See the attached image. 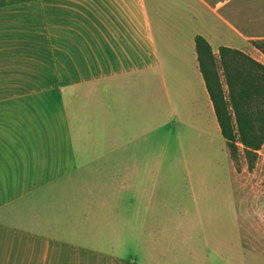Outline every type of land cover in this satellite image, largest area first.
Wrapping results in <instances>:
<instances>
[{"label":"crops","instance_id":"obj_1","mask_svg":"<svg viewBox=\"0 0 264 264\" xmlns=\"http://www.w3.org/2000/svg\"><path fill=\"white\" fill-rule=\"evenodd\" d=\"M3 3L1 0L0 264H181L185 253L195 254L197 235L203 236L204 246L216 244L217 251L216 232L210 244L201 232L205 229L163 225L172 211L166 209L162 196L155 197L154 188L170 181L161 177V163L147 157L163 154L165 148L163 141L153 145V118L156 108L167 111V118H176L180 142L186 138L185 129L189 138L201 141H212L211 130L220 133L194 39L203 36L215 55L220 46H227L264 64V54L252 44L264 39V0H80L81 5L79 0H56L50 11L47 6L37 8L34 30L48 18L52 27H61L72 7L74 13L67 15L73 16L71 24L81 22L82 45L72 33L67 47L80 51L85 77L73 79L68 75L75 73L67 72V77L53 80L49 86L55 96L62 95L64 87L73 92L84 87L98 90L95 99L81 103L72 92L69 97L73 99L66 101V116L74 132L75 123L96 118L103 154L117 155L114 175L119 176L101 185L113 188L108 195H58L47 189L51 181L36 177L40 154L36 140L33 136L27 140L26 135L32 131L26 125V90L31 82H26L25 69L20 70V59L26 62L24 54L19 53L18 69L11 73ZM263 147L264 143L258 153ZM118 156H125L123 164ZM248 202L249 196L247 209ZM107 203L113 204L112 213L107 212ZM126 220L129 227H124ZM147 224L151 226L145 228ZM130 232L145 235L146 248L140 256L138 247L126 238Z\"/></svg>","mask_w":264,"mask_h":264},{"label":"rangeland","instance_id":"obj_2","mask_svg":"<svg viewBox=\"0 0 264 264\" xmlns=\"http://www.w3.org/2000/svg\"><path fill=\"white\" fill-rule=\"evenodd\" d=\"M53 1L56 0H4L3 3L4 17L8 18L11 73L18 69L19 53L24 54L26 62L20 59V70L25 69L26 82L39 87L35 90L29 86L26 90L29 116L26 125L27 128L32 127V131L26 133L27 140L33 136L40 154L36 177L51 181L47 189L56 190L58 195L112 194V187L101 185L119 176L114 175L117 155L103 154L105 149L97 141L96 118L75 123V132L71 130L66 116V101L73 99L69 97L73 91L64 87L63 94L55 96L49 86L53 80L67 77V72L75 73L68 75L73 79L85 77L80 51L67 47V38L72 33L82 45L81 22L71 24L70 16H73L67 17L69 12L74 13L73 7L64 16V24L59 27L62 31L51 26L50 18L34 30L37 8L47 6L50 11ZM97 93L96 88L84 87L73 95L81 103L95 99ZM153 119V145L163 141L165 148L163 154L147 157L161 163V177L170 181L154 188L155 197L162 196L166 209L172 211L171 216L163 220V225L170 229L193 225L199 230L205 229L201 232H205L204 238L210 244L215 239L214 233L217 234V251L216 244L204 246L203 236H194L195 254L185 253L181 264H264V147L250 168L240 146L236 158L229 154L233 161L232 169L219 132L214 134L211 130L212 141H201L189 138L185 129L186 138L180 142L176 118H167V111L156 108ZM118 157L123 164L125 156ZM119 166L117 163L116 167ZM244 181L249 183V187ZM105 207L107 212L114 211L112 203ZM129 225L127 221L124 227ZM149 226L147 224L145 228ZM126 238L138 247L137 256H140L141 249L146 248L145 235L130 232ZM222 243H225L223 247Z\"/></svg>","mask_w":264,"mask_h":264},{"label":"trees","instance_id":"obj_3","mask_svg":"<svg viewBox=\"0 0 264 264\" xmlns=\"http://www.w3.org/2000/svg\"><path fill=\"white\" fill-rule=\"evenodd\" d=\"M194 41L199 69L229 154L236 158L243 147L251 168L264 143V64L227 46H220L215 55L201 35ZM252 44L264 54V39Z\"/></svg>","mask_w":264,"mask_h":264}]
</instances>
